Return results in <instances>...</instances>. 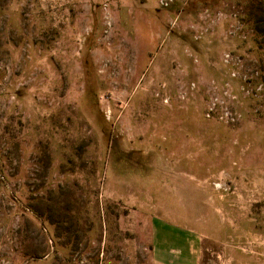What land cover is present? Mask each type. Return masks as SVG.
I'll return each mask as SVG.
<instances>
[{
  "label": "rangeland",
  "instance_id": "374dc122",
  "mask_svg": "<svg viewBox=\"0 0 264 264\" xmlns=\"http://www.w3.org/2000/svg\"><path fill=\"white\" fill-rule=\"evenodd\" d=\"M243 212L264 230V0H0V264H158L160 219L264 264Z\"/></svg>",
  "mask_w": 264,
  "mask_h": 264
},
{
  "label": "crops",
  "instance_id": "0c3cea01",
  "mask_svg": "<svg viewBox=\"0 0 264 264\" xmlns=\"http://www.w3.org/2000/svg\"><path fill=\"white\" fill-rule=\"evenodd\" d=\"M254 159H257L256 154L254 155ZM257 167L258 166L255 165V168L253 170L254 178H252V173L250 172L249 176L246 175V181L243 177H240L237 182L238 186L241 189V192H243L242 190H249L247 193L248 197L250 196L251 191L256 188L253 187V185L255 184V186H258V181L261 180L260 170ZM231 204L232 203H230V209ZM258 204V199H245L242 206L243 208L247 206L246 209L249 210L253 209L254 207H258ZM232 207L235 206L233 205ZM241 214V223L238 228L241 231L242 240H246L245 249L248 250L247 254L251 253V255L257 256L264 255L263 219H259L256 216H250V213L247 214V216L245 212ZM232 219L233 217H231V214H227L225 227L230 230L233 229V227L237 226V224L234 223ZM197 231V228H191L187 225H181L179 223L167 221L165 219L156 221L154 223L152 233V241L154 246L152 255L155 257V261L158 264H163L164 260L162 257L163 254H166L168 256H176L179 264H200L201 247L199 245L200 237Z\"/></svg>",
  "mask_w": 264,
  "mask_h": 264
},
{
  "label": "built area",
  "instance_id": "2783aa9c",
  "mask_svg": "<svg viewBox=\"0 0 264 264\" xmlns=\"http://www.w3.org/2000/svg\"><path fill=\"white\" fill-rule=\"evenodd\" d=\"M214 187L216 188V189H225V190H227V191H230V187H223V185L221 184V182H215L214 183Z\"/></svg>",
  "mask_w": 264,
  "mask_h": 264
}]
</instances>
